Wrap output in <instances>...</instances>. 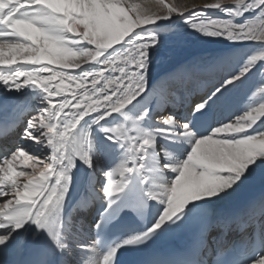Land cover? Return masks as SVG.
Instances as JSON below:
<instances>
[{"label": "snow or ice", "instance_id": "6c2138e0", "mask_svg": "<svg viewBox=\"0 0 264 264\" xmlns=\"http://www.w3.org/2000/svg\"><path fill=\"white\" fill-rule=\"evenodd\" d=\"M233 3L235 10L227 13L231 18L216 20L207 19L202 10L186 14L187 5L166 0H154L156 11H141L126 0H0V64L22 62L35 66L31 70L12 68L0 74V82L11 91L27 85L44 94V107L27 120L23 129L24 143L11 150L7 140L0 145V197H8L0 200V264H6L8 250L30 229L36 235L45 233L51 247H35L28 264H62L54 252L72 256L67 234L72 223L60 218L74 161L79 158L88 168L93 167L88 154L82 151L88 137L75 134L87 117L93 116L100 124L120 114L127 121L124 110L149 92L167 100L197 90L203 94L193 102L189 113L195 119L214 107H226L231 93L245 83L258 64L264 74L261 52L245 58L236 71L227 72L215 82L211 78L220 65L187 64L151 84V66L163 43L151 26L162 20L184 18L185 24L202 35L264 48V0ZM223 7V0L203 5L204 9ZM255 10H259V19L234 22L245 12ZM114 44L119 47L113 48ZM89 61L94 63L82 67ZM73 85L80 91H73ZM255 89L264 98V82ZM54 97L61 99L54 101ZM22 117L21 112L11 124L0 122V127L6 132L13 129V135ZM148 117L149 112L144 111L134 124ZM259 117H264V102L246 109L239 118L209 124L200 135L192 119L182 122L174 115H164L157 121L165 126L162 130L147 132L135 127L136 136L129 135L123 125L102 128L106 138L124 150L131 166L122 164L102 173L106 186L92 189L93 198L99 196L105 201L95 229L117 220L126 209L143 217L147 200H156L163 209L157 211L150 229L116 245L100 264H117L120 249L147 244L165 228L189 226L195 228L197 243L188 256L173 264H264V193L259 196L258 209L257 198L240 213L218 212L213 207L233 197L257 171H264V119L257 124ZM157 136L183 139L193 147L179 165L167 167L164 161L167 170L175 173L174 182L147 193L146 200L122 203V194L130 183L128 176L142 171L143 162L156 147ZM44 148L50 150L49 155H41ZM19 160L31 161L28 166L32 171H14ZM114 176L120 177L118 183ZM18 177H24L25 182L18 183ZM212 233L215 235L209 239ZM237 233L238 239L234 235ZM98 242H90L88 250H94ZM75 247L85 246L76 243ZM83 264L88 262L84 260ZM149 264L162 261L152 258Z\"/></svg>", "mask_w": 264, "mask_h": 264}, {"label": "bare ground", "instance_id": "6f19581e", "mask_svg": "<svg viewBox=\"0 0 264 264\" xmlns=\"http://www.w3.org/2000/svg\"><path fill=\"white\" fill-rule=\"evenodd\" d=\"M126 2L129 5L137 6L141 11H156L154 0H126ZM215 2L216 0H166V3L187 5L186 14L196 9L204 11V16L207 19H230L231 17L227 13H223L222 10H227V12L235 10L233 0H223L224 7L221 9L203 8L205 3ZM259 18V10H255L252 11L250 15L241 16L234 22L243 24L255 21ZM148 26L149 25H142V27ZM151 28L155 35L163 38L160 51L155 62L151 66L152 85L156 84L161 75L169 71H174L181 65L187 64H195L199 67L220 65L217 73L211 78L212 82H215L222 75L227 74V72L236 71L245 58H250L253 54L264 52V48L253 46L251 42L234 44L223 37L202 35L200 32L195 31L185 24L184 18L173 17L172 20H162L152 25ZM139 30L140 29H133V31ZM129 35H131V33H129ZM125 39H127V37H125ZM121 43H123V41ZM112 47L116 48L119 47V45L114 44ZM111 50L112 49H109V51ZM93 63L94 62L89 61L88 63L82 64V67H89ZM34 67L33 65L23 64L22 62L16 64H8L6 62L0 64V74L6 73L12 68H25L31 70ZM52 67L56 68L58 65H52ZM260 68L261 65L258 64L255 68L258 71L254 70L245 83L231 93L226 107H214L208 110V112H212L215 116L214 123L220 119L231 121L239 118L244 114L246 109L252 106L259 107V104L264 102V98H261L258 91L255 89L257 85L264 82V74L261 73ZM66 71L78 72L79 69H66ZM105 75H109V73L105 72ZM19 79L23 80V78ZM101 83H104V81H101ZM88 85H90V80L88 81ZM72 88L73 91H80V89L75 88V85H73ZM202 94L203 92L190 90L177 99L166 100L149 92L146 94V98L142 97L139 102L129 105L124 110V115L128 117L127 121L124 120L123 115L115 114L101 121L100 124L94 122L93 116H89L81 122L76 132L79 133L80 138L84 136L88 137V142L82 144V151L88 154L89 159L93 163V167L88 168L83 163L84 174L78 187L77 196L70 203L69 210L67 211V217L72 223L70 233H67L72 256L69 257L67 253H58L64 256L67 264H83L84 260H86L88 264H100L102 261L105 255L97 250L96 245L94 250H88L90 242L94 241L92 237L95 232L94 227L88 220L89 214L87 210L90 209L93 204V198L90 194L92 189H99L106 186L105 176L102 175V173L118 168L122 164L131 166L124 150L119 148L118 145L111 143L101 129L119 128L123 125L129 129V135L136 136L135 127H139L141 130L147 132L164 129L165 126L157 122L164 115H174L182 122L186 119L193 120V118L189 116L190 108L193 102ZM43 95L44 94L39 88L24 85V88L20 91H11L0 82V120L5 116H10L15 119L17 115L21 112L23 113L22 123L19 128H17L16 132L12 135L13 129L9 131V136L6 139L9 149H13L16 144L24 143L21 140L23 129L27 120L31 116L36 115L38 111L44 107ZM64 95H67V93H64ZM53 99L54 101H59L61 98L54 97ZM186 103H189V107L185 111L184 105ZM178 106L182 107L179 111L177 110ZM144 111L149 112V117L138 125L134 124ZM184 111L185 116H183ZM262 119H264V117H259L257 124H259ZM261 123L264 124V121H261ZM19 134H21L20 137ZM4 143L5 141H3V144ZM155 144V149L150 157L143 162L144 167L139 173L146 182L147 193L157 190L160 186H167L169 181L174 182L175 173L167 170L164 166V161L167 162V167L179 165L186 159L187 155L190 154L191 147H193V145L185 140L173 139L171 136H157ZM25 146L27 147L29 145ZM165 152L167 156L164 155ZM49 154L50 150L48 148H44L41 153L42 156H47ZM31 163V161L25 163L19 160L16 162L14 171L24 170L30 173L32 168L28 165ZM131 175L128 176V180H130ZM17 180L18 183L25 182L24 177H18ZM113 180L118 183L120 177L114 176ZM261 193H264V171H257L233 197L213 207L218 212L240 213L257 198L256 208L258 209L259 196ZM7 198L8 197H0V200H6ZM153 201L156 204V216L158 210L162 212L163 206L156 200ZM155 220L156 218L154 222ZM21 231H23V229ZM37 236L34 230L30 229L26 232L21 238V241L14 244L8 250L6 254V264H19L21 258L34 243ZM76 243H80L85 247L83 249H78L75 247Z\"/></svg>", "mask_w": 264, "mask_h": 264}, {"label": "rangeland", "instance_id": "374dc122", "mask_svg": "<svg viewBox=\"0 0 264 264\" xmlns=\"http://www.w3.org/2000/svg\"><path fill=\"white\" fill-rule=\"evenodd\" d=\"M222 12H223V13H228L227 10H222ZM251 13H252V11H248V12H245L242 16H248V15H250ZM254 70H255V71H258L257 69H254ZM254 70H253V71H254ZM252 73H253V72H252ZM252 73L249 75V77L252 75ZM249 77H248V78H249ZM248 78H247V79H248ZM179 108H180V106H178V109H179ZM164 113H166V112H164ZM21 134H22V133H21ZM21 134H19V137L21 136ZM96 176H97V174H96Z\"/></svg>", "mask_w": 264, "mask_h": 264}]
</instances>
